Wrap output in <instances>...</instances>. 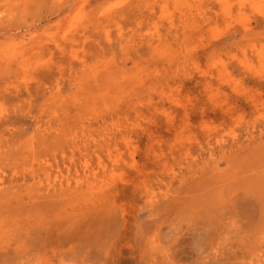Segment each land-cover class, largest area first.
Returning <instances> with one entry per match:
<instances>
[{"label": "rangeland", "instance_id": "374dc122", "mask_svg": "<svg viewBox=\"0 0 264 264\" xmlns=\"http://www.w3.org/2000/svg\"><path fill=\"white\" fill-rule=\"evenodd\" d=\"M0 264H264V0H0Z\"/></svg>", "mask_w": 264, "mask_h": 264}, {"label": "bare ground", "instance_id": "6f19581e", "mask_svg": "<svg viewBox=\"0 0 264 264\" xmlns=\"http://www.w3.org/2000/svg\"><path fill=\"white\" fill-rule=\"evenodd\" d=\"M64 2V1H63ZM68 6V5H67ZM5 31V30H4Z\"/></svg>", "mask_w": 264, "mask_h": 264}]
</instances>
